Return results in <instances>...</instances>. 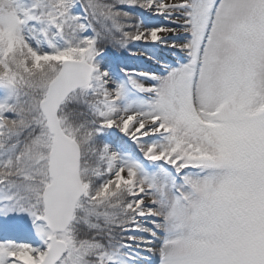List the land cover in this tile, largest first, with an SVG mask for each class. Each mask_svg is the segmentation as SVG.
<instances>
[{"label":"snow or ice","instance_id":"6c2138e0","mask_svg":"<svg viewBox=\"0 0 264 264\" xmlns=\"http://www.w3.org/2000/svg\"><path fill=\"white\" fill-rule=\"evenodd\" d=\"M0 264H264V0H0Z\"/></svg>","mask_w":264,"mask_h":264},{"label":"rangeland","instance_id":"374dc122","mask_svg":"<svg viewBox=\"0 0 264 264\" xmlns=\"http://www.w3.org/2000/svg\"><path fill=\"white\" fill-rule=\"evenodd\" d=\"M125 53H126V56L128 55L130 58L125 59V58L121 57L120 55H114V54H110V55H114L117 60L122 61L124 64H127L130 67H139L140 66V63L136 58L130 56L128 54V52H126V51H125Z\"/></svg>","mask_w":264,"mask_h":264},{"label":"trees","instance_id":"16d2710c","mask_svg":"<svg viewBox=\"0 0 264 264\" xmlns=\"http://www.w3.org/2000/svg\"><path fill=\"white\" fill-rule=\"evenodd\" d=\"M110 51H113V50H110Z\"/></svg>","mask_w":264,"mask_h":264}]
</instances>
